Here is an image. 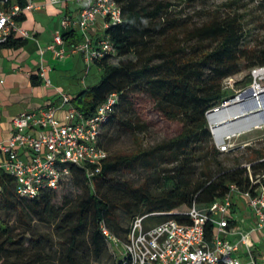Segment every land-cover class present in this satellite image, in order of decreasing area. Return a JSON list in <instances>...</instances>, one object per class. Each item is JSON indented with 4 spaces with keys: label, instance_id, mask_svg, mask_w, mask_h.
Masks as SVG:
<instances>
[{
    "label": "trees",
    "instance_id": "1",
    "mask_svg": "<svg viewBox=\"0 0 264 264\" xmlns=\"http://www.w3.org/2000/svg\"><path fill=\"white\" fill-rule=\"evenodd\" d=\"M12 1L8 0L3 6L8 7ZM15 1L21 8L26 6L25 0ZM116 2L121 22L106 29L104 35L115 50L114 56H132L133 59L112 65L109 61L113 55L110 54L95 61L101 70L100 81L70 100L77 112L89 117L109 95L115 93L118 97L112 113L101 126L100 145L107 152V158L99 173L89 183L83 168H70L68 183L88 190L92 187L95 194L70 202L68 207L56 205L53 190L43 191L34 199L19 197L14 193L13 180L0 175V210L15 211L17 221L28 230L34 220L67 231L60 254L61 264H88L90 259L97 264H116L108 253L100 225L110 221L118 226L117 210L127 218L172 213L151 218L161 219L155 224L166 220L185 223L187 218L182 213L193 204L204 208L222 199L229 184L250 193L255 189L246 167H221L217 160L221 153L210 144L205 114L225 101L227 92L223 89V80L243 70L264 68V44L252 47L247 44L243 16L237 12L211 16L195 24L175 16L173 4L167 0ZM258 5L264 14V0H258ZM23 19L21 14L15 17L16 22ZM66 36L62 34V38ZM20 44V39L10 37L1 47ZM160 120L175 125L161 144L124 155H109L103 145L107 128H118L136 138ZM255 153L256 157L249 164L253 177L264 173V145ZM137 167L148 171L153 181L152 190L147 182L143 183L135 191L134 202L116 204L104 197L101 190L104 182L113 181L109 178L111 173ZM235 224V221L230 223ZM109 229L113 232L114 228ZM127 231L123 239L117 238L123 241ZM211 232L212 226L208 224L207 239ZM42 240L41 236L30 240L28 258L32 262H37L44 250ZM16 244L22 246L23 239L16 240L10 229L0 225V264H20L24 251L8 253L10 245Z\"/></svg>",
    "mask_w": 264,
    "mask_h": 264
},
{
    "label": "built area",
    "instance_id": "2",
    "mask_svg": "<svg viewBox=\"0 0 264 264\" xmlns=\"http://www.w3.org/2000/svg\"><path fill=\"white\" fill-rule=\"evenodd\" d=\"M49 1L52 4L68 1L80 4L78 18L64 16L61 26L65 31L77 29L82 40L65 49L61 34L56 33L52 42L40 49L41 56L48 51L54 59L63 60L68 54L78 53L88 69L95 61L115 54L104 31L121 22L116 0ZM7 2L0 0L3 5ZM32 8L31 4L24 8L15 4L8 10L0 9V47L10 37L30 38L15 17ZM99 18L102 20V34L92 38L89 30ZM47 71L48 68L41 63L39 76L49 86ZM117 99L115 93L109 95L92 116L85 117L71 106L68 96L62 94V106H69L64 123L56 119V108L53 107L15 115L11 120L10 138L0 142V175L10 177L14 193L27 199H34L43 191L59 189L71 178L72 166L83 168L90 183L107 158V152L100 145L101 126L112 113ZM227 147L224 139L217 148L224 152ZM246 169L251 186H255L253 193L229 184L222 199L204 208L193 204L182 213L187 218L185 223L166 220L149 225L145 222L151 217L172 213L135 217L123 241L101 223L100 231L106 243L109 245L114 241L123 247V258L116 264H264L258 260L252 243V237L264 231V173L253 177L250 165ZM237 197L250 210L251 224L247 231L235 230L234 225H230L235 221L232 208ZM208 224L212 226L209 239L206 238Z\"/></svg>",
    "mask_w": 264,
    "mask_h": 264
},
{
    "label": "rangeland",
    "instance_id": "3",
    "mask_svg": "<svg viewBox=\"0 0 264 264\" xmlns=\"http://www.w3.org/2000/svg\"><path fill=\"white\" fill-rule=\"evenodd\" d=\"M173 4L175 16L188 20L191 23H200L211 16L223 15L224 13L237 12L243 16L242 24L246 31V42L252 47L254 45L264 44V14L258 5V0H167ZM133 59L132 56L127 58H118L113 55L109 61L110 64L116 65L121 60ZM89 75H83L81 78L85 79L91 86L96 85L101 78V71L94 65L89 66ZM262 69V68H261ZM257 69L243 70L240 73L223 80V89L227 92L225 101L220 105L224 106L226 103L241 96V109L250 110L254 107V99L244 96L243 93L255 82L253 79V72ZM84 77V78H83ZM258 84L264 89V79L257 80ZM264 98V94L261 95ZM245 98V99H244ZM220 107L209 110L205 114L207 129L210 134V144L218 150V143L223 142L224 139L228 145L227 150L218 155L217 160L223 168H231L233 166L247 167L250 161L256 157V151L264 145V124L258 127H252L249 130L241 131V134H235L233 137L226 139L223 135L216 137L213 134L212 126L209 122L210 113L217 111ZM146 112V110H143ZM264 118V110L257 113ZM151 115H149L150 117ZM155 118V116H152ZM221 117V116H219ZM237 125V124H236ZM174 123L166 120H160L159 123L150 126L144 134L138 135L136 138L128 133H125L118 128H107L104 131L103 145L108 151L109 155H124L136 150H143L155 145L161 144L167 140L174 128ZM219 151V150H218ZM110 179L113 181L104 182V197L110 201L119 204L124 201H136L137 193L135 192L143 183H148L149 190L153 188V181L150 179L149 173L142 167L134 168L130 171L118 170L110 174ZM54 196V203L56 205L66 204L70 206V202L81 201L86 199L90 194H95L92 187L85 189L84 187H75L71 183H65L59 189L52 192ZM248 212V211H247ZM234 213V212H233ZM239 213L234 215L236 225H239ZM242 216V215H240ZM117 225L110 221L104 222V227L111 232L109 227H113L112 235L124 238L125 232L128 229L131 221L134 218H127L125 214L117 210ZM159 218H149L145 221L149 225L160 222ZM0 225H5L11 230V235L18 240L23 239V245L17 247L10 245L8 253L14 255L16 252L22 254L24 251V258L20 259L21 263L26 264H61L60 254L62 252L63 244L66 243L67 231L64 229L56 230V226L49 225L45 222L31 220V229H27L23 223L17 221V214L12 210H0ZM43 237L42 243L44 250L41 251L39 258L32 262L28 256L30 240L34 237ZM224 239V238H223ZM264 249V243L259 247ZM26 249V250H24ZM109 255H114L116 261L123 258V247L121 244H115L114 241L107 244ZM16 251V252H14ZM19 251V252H18ZM113 256H111L112 258ZM14 257H10L13 261ZM19 261V260H17ZM88 264H97L94 260H89ZM109 264V263H106Z\"/></svg>",
    "mask_w": 264,
    "mask_h": 264
},
{
    "label": "crops",
    "instance_id": "4",
    "mask_svg": "<svg viewBox=\"0 0 264 264\" xmlns=\"http://www.w3.org/2000/svg\"><path fill=\"white\" fill-rule=\"evenodd\" d=\"M25 2L26 5H33V8L24 10L21 14L24 19L17 24L29 33L30 38L16 37L21 41L19 46L0 47V142L10 138L11 120L21 112L53 107L56 108V119L62 123L66 122L69 106H62L61 95H66L71 100L91 86V83L85 81L89 69L85 66L81 54H68L63 60L54 59L48 51L40 55V49L50 44L56 33L67 35L63 38L65 49L81 42V33L77 29L65 31L61 26L64 16L74 20L78 18L80 4L71 1L52 4L49 0ZM15 4V0L6 8L0 4V9L8 10ZM101 34L102 20L99 18L89 30V35L97 38ZM41 63L48 68L46 76L50 81L49 86H46L39 76ZM92 65L99 69L96 64ZM83 75L85 79L81 78ZM34 77L35 80H32ZM234 211L233 215L239 213L240 217L239 225H234L235 230L247 231L251 224L250 210L239 197L236 199ZM252 243L258 260L264 262V249L259 248L264 243V231L254 235Z\"/></svg>",
    "mask_w": 264,
    "mask_h": 264
},
{
    "label": "bare ground",
    "instance_id": "5",
    "mask_svg": "<svg viewBox=\"0 0 264 264\" xmlns=\"http://www.w3.org/2000/svg\"><path fill=\"white\" fill-rule=\"evenodd\" d=\"M260 78L264 79V68L253 72L255 82L243 93L245 97L248 96L254 99V107L252 109L239 108L241 96H238L217 111L210 113L209 122L216 137L223 135L226 139H229L235 134H241L243 130H249L252 127L264 124V118L257 114L259 111L264 110V98L261 96L264 94V89L257 82Z\"/></svg>",
    "mask_w": 264,
    "mask_h": 264
},
{
    "label": "water",
    "instance_id": "6",
    "mask_svg": "<svg viewBox=\"0 0 264 264\" xmlns=\"http://www.w3.org/2000/svg\"><path fill=\"white\" fill-rule=\"evenodd\" d=\"M222 107V106H221ZM215 110H216V108H215Z\"/></svg>",
    "mask_w": 264,
    "mask_h": 264
}]
</instances>
